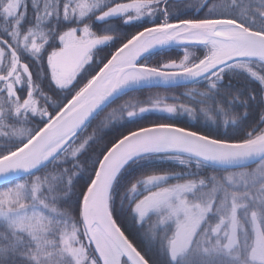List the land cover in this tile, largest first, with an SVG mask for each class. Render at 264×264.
Returning a JSON list of instances; mask_svg holds the SVG:
<instances>
[{"label":"snow or ice","instance_id":"1","mask_svg":"<svg viewBox=\"0 0 264 264\" xmlns=\"http://www.w3.org/2000/svg\"><path fill=\"white\" fill-rule=\"evenodd\" d=\"M180 2L0 0V264H264V0Z\"/></svg>","mask_w":264,"mask_h":264},{"label":"trees","instance_id":"2","mask_svg":"<svg viewBox=\"0 0 264 264\" xmlns=\"http://www.w3.org/2000/svg\"><path fill=\"white\" fill-rule=\"evenodd\" d=\"M196 3H197V0H181V2L178 3L177 7L190 11L191 8H192V5H194ZM170 55H171V58H175V59L182 58V52H180L178 49H174L171 52ZM182 90H183V88H181V87H176V88H153V89H151V91L159 92V93H161L162 95H165V96H170V95H173V94L178 95L179 92L182 91ZM167 102L168 103H173L174 101L169 99ZM201 119H203V117H201ZM156 166L159 169L163 170V171L183 172V171L187 170V166H181L177 162L168 161V160H165V161H162V162H158ZM191 167L193 168V170L196 169V166H195L194 162L192 163ZM216 170L219 171L220 167L216 166ZM211 173H212V170L210 168L200 171V175L201 176L206 175V174H211ZM13 182H15V181H13ZM4 186H6V185H4Z\"/></svg>","mask_w":264,"mask_h":264},{"label":"water","instance_id":"3","mask_svg":"<svg viewBox=\"0 0 264 264\" xmlns=\"http://www.w3.org/2000/svg\"><path fill=\"white\" fill-rule=\"evenodd\" d=\"M156 88H176V87L159 86V87H156ZM217 167H221V166H217ZM2 186H4V185H0V187H2Z\"/></svg>","mask_w":264,"mask_h":264}]
</instances>
